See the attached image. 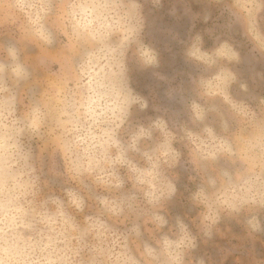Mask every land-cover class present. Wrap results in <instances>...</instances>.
Returning a JSON list of instances; mask_svg holds the SVG:
<instances>
[{
  "label": "clouds",
  "instance_id": "clouds-1",
  "mask_svg": "<svg viewBox=\"0 0 264 264\" xmlns=\"http://www.w3.org/2000/svg\"><path fill=\"white\" fill-rule=\"evenodd\" d=\"M0 264H264V0H0Z\"/></svg>",
  "mask_w": 264,
  "mask_h": 264
},
{
  "label": "rangeland",
  "instance_id": "rangeland-1",
  "mask_svg": "<svg viewBox=\"0 0 264 264\" xmlns=\"http://www.w3.org/2000/svg\"><path fill=\"white\" fill-rule=\"evenodd\" d=\"M165 7H167V5ZM203 7H204V5H202V4H193L192 5V9H193L194 12L202 11ZM217 14L218 13L215 10H213V19L216 18ZM155 15L160 17L159 23H160L161 27L169 25V24L172 23V20L164 14L163 10L161 12H159V13H156ZM183 24H184L185 28H187L189 26V22L187 20H184ZM211 24H212V20L209 21L208 25H205L202 22H198L197 25H196V29L195 30L196 31H201V30L211 26ZM156 39H157V42L160 44V46L162 48H163L164 44L167 43L166 38L164 36H162V35L158 34L156 36ZM206 43H207L208 46H211V41L210 40H206ZM166 58H167V56H166ZM176 67L177 68H181V67H183V65L179 61H177Z\"/></svg>",
  "mask_w": 264,
  "mask_h": 264
}]
</instances>
